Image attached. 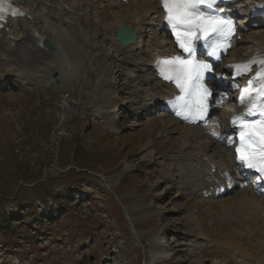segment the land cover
I'll return each instance as SVG.
<instances>
[{"label":"rangeland","instance_id":"1","mask_svg":"<svg viewBox=\"0 0 264 264\" xmlns=\"http://www.w3.org/2000/svg\"><path fill=\"white\" fill-rule=\"evenodd\" d=\"M44 4L54 17L66 11L78 53L66 50L69 72L48 61L55 52L41 54L48 65L20 79L8 72L0 39V222H11L0 230V264H251L246 256L262 255L264 234L221 212L223 201L252 196L254 179L236 175L216 141L210 153L231 172L229 190L193 191L183 140H198L169 114L150 116L148 103L139 105L138 96L150 98L149 75L111 43V14ZM235 19L239 30L249 23L244 13ZM252 28L264 35V21ZM255 31H241L219 66Z\"/></svg>","mask_w":264,"mask_h":264},{"label":"bare ground","instance_id":"2","mask_svg":"<svg viewBox=\"0 0 264 264\" xmlns=\"http://www.w3.org/2000/svg\"><path fill=\"white\" fill-rule=\"evenodd\" d=\"M17 1L24 8L25 15L23 17L16 16L9 18L7 23L0 30V39L1 41L3 40V44H6L4 48V58L6 60L5 64L8 65V72L23 79L29 72L36 70L38 66L45 63V60H40L41 54L49 55L53 52H55L54 55L47 57L48 61L52 63L55 58H58L60 65L65 66L69 72L71 64L66 50L69 49L70 51H67L75 58L78 49L71 34L68 32L67 18H65L67 14L66 11L63 13L62 8V12L54 17L44 8V3L47 0ZM59 1L64 4H70L73 7L85 5L88 6L91 11H99L104 15L111 14V20L106 26L109 28V32L113 31L110 35V41L113 44L119 45L115 37L116 28L119 24L126 23L136 30L135 39L122 49L123 51L125 49V52L131 56L132 65L140 74L149 75L148 80H146V85H149L147 91L150 98L146 100L147 96H138L139 105L148 103V107L146 105L144 109L150 110V116L157 114L159 117H162L164 113L169 114L167 108L162 106V102L166 96L171 95V87L162 83L155 76L152 67L155 56L163 54L167 49H171L173 46L171 45L172 42L170 37L163 30V0ZM134 1H137V4L134 3L129 6V4H132ZM260 1L261 0H244L237 3L234 6L237 16H239L240 13H244L246 19L251 17V11L256 8V5ZM129 8H132V10ZM126 9H128V12L123 13ZM261 17L262 16H259V18ZM255 22L259 21L255 19L252 21L250 20L249 23L244 26V30L240 29L237 31L231 42V46L236 47L241 43L239 41V34L241 31L256 30L255 33H250L247 36L246 49L244 51H235L228 64L219 66L214 71L213 76L216 79L221 81L225 80L226 82L223 84V82L220 83V81L215 83V81L210 80V82L208 81L206 83L214 92L210 98L211 114L208 125H182L191 132L192 137L198 140L197 142H195L194 139L191 141L196 143L194 146L190 145V139L183 140L185 144L184 152L187 153V163L190 166L189 170L193 174V179L189 183L193 191H206V193L211 195H217L221 194L223 191L226 192L229 190L231 172L221 162L216 161L215 157L210 153L216 141L221 142L220 145L223 148L222 150H224L231 159L236 175H241V178L248 175V173L242 171L240 165L235 162L231 155V150L233 149V130L230 120L241 110V107L236 105V96L239 90L249 82L252 76L257 74L258 68H254L248 76L238 78V80L235 79L233 81L231 78L236 63L250 62L258 56H264V35L259 33V28H252ZM44 40L53 43L55 45V51L46 49L43 43ZM89 43L90 45L94 44V42L90 41ZM48 61L45 64L48 65ZM59 74L61 76L63 73L60 71ZM224 86H229V90H231L230 98H225L223 96ZM237 87L238 89H236ZM159 94L160 100H158L156 104L154 100ZM221 98L223 99L222 103H219ZM231 102H233V105H231ZM166 120L178 121L170 114L167 115ZM108 121L111 125L110 119H108ZM212 134H214L215 140H202L203 137L211 136ZM253 179L254 183L250 185L249 190H253L255 193L250 196L244 192V194L238 195V197L233 200L227 199V201H223L221 212L229 220H234L239 223H248L250 226L255 227L261 234H264V190L260 182L255 178ZM240 250L237 248L232 252H234L233 254L243 255ZM241 257L243 258L244 256ZM246 257L248 261H251V264H264L263 252L260 256Z\"/></svg>","mask_w":264,"mask_h":264},{"label":"snow or ice","instance_id":"3","mask_svg":"<svg viewBox=\"0 0 264 264\" xmlns=\"http://www.w3.org/2000/svg\"><path fill=\"white\" fill-rule=\"evenodd\" d=\"M214 5L216 0H164V7L168 10V20L173 25V27H183L186 29L184 32L185 40L188 43L181 42L180 47L184 49L185 52H188L190 55L193 51L191 47V38L195 36L196 31L202 32L205 36L209 33H218L224 30L226 22L216 19L215 17H205L201 14H197L194 9H196L197 5L205 4ZM15 14V12L13 13ZM22 14V13H21ZM2 19V16H0ZM228 32L232 31L231 26L228 25ZM199 38V37H195ZM215 55V52L212 53ZM161 67V75L164 76L166 80H173L177 83V86L181 88L183 92L185 89V84H188L190 88L196 89L197 83L201 80L203 76V70L211 71V65L205 64L203 62H197L196 64H192L191 61L185 60L179 56L173 57L170 60H162L158 62ZM264 63V61H261ZM237 69H240L241 65L235 66ZM243 70L247 71V65L243 66ZM264 75V74H261ZM251 84V81H249ZM199 91V89H196ZM245 94L249 92V89L244 90ZM260 95H264V85H262ZM211 95L210 91L207 88H203L202 93L200 95V101L197 104V107L201 108V111L196 116L197 119H203L204 115H206V109L202 108V103L206 100L207 96ZM189 96H191V92H189ZM177 99H182V97H178ZM244 102V96L241 97V103ZM185 107H189V111L191 112V107L189 106V101H185ZM252 113V109L248 110V114ZM182 113L178 112L177 115H181ZM188 118L187 116L185 117ZM243 114L241 116H237L232 120V123L235 125L237 121H242ZM241 131V145L247 146L251 148L253 145L259 144L261 151H264V121H261L259 126L249 123H241L240 125ZM244 129L248 131L245 133ZM259 138V139H258ZM237 152L241 153L239 159L242 162L247 163L249 168L255 167L254 164L248 162L247 157L245 156L242 148H237ZM259 172L264 173V167L258 169Z\"/></svg>","mask_w":264,"mask_h":264},{"label":"water","instance_id":"4","mask_svg":"<svg viewBox=\"0 0 264 264\" xmlns=\"http://www.w3.org/2000/svg\"><path fill=\"white\" fill-rule=\"evenodd\" d=\"M115 37L119 45L122 47H125L133 39H135L136 31L132 26L126 23H122V24H119L118 27L116 28ZM43 43L45 44L46 48L55 50V45L51 43L50 41L44 40Z\"/></svg>","mask_w":264,"mask_h":264},{"label":"trees","instance_id":"5","mask_svg":"<svg viewBox=\"0 0 264 264\" xmlns=\"http://www.w3.org/2000/svg\"><path fill=\"white\" fill-rule=\"evenodd\" d=\"M89 122H88V125H83L82 126V129L80 130V131H77V133L75 134V135H73V138H71V140L73 139L74 141L75 140H77L78 139V134H82V133H86V131H89ZM70 140V141H71ZM23 211H24V208H22L21 210H20V213L22 214L23 213ZM20 214V215H21ZM52 214H54V213H52ZM10 225H11V222H10V220L9 219H5V220H2L1 222H0V230L2 231V232H8L9 231V228H10ZM2 226V227H1ZM14 233V232H13ZM15 234V233H14Z\"/></svg>","mask_w":264,"mask_h":264}]
</instances>
